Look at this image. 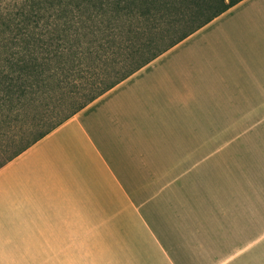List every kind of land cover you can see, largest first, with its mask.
I'll use <instances>...</instances> for the list:
<instances>
[{
    "label": "crops",
    "instance_id": "obj_1",
    "mask_svg": "<svg viewBox=\"0 0 264 264\" xmlns=\"http://www.w3.org/2000/svg\"><path fill=\"white\" fill-rule=\"evenodd\" d=\"M0 264H264V0L3 165Z\"/></svg>",
    "mask_w": 264,
    "mask_h": 264
},
{
    "label": "trees",
    "instance_id": "obj_2",
    "mask_svg": "<svg viewBox=\"0 0 264 264\" xmlns=\"http://www.w3.org/2000/svg\"><path fill=\"white\" fill-rule=\"evenodd\" d=\"M240 1L0 0V168ZM146 29L144 42H135ZM89 57L97 64L88 66ZM55 90L66 97L23 126L30 107L54 99Z\"/></svg>",
    "mask_w": 264,
    "mask_h": 264
},
{
    "label": "rangeland",
    "instance_id": "obj_3",
    "mask_svg": "<svg viewBox=\"0 0 264 264\" xmlns=\"http://www.w3.org/2000/svg\"><path fill=\"white\" fill-rule=\"evenodd\" d=\"M2 1H4V2H9V1H11V0H2ZM180 8H182V9H184V7H180ZM176 14H178V12L177 11H174ZM173 14L171 17H169V18H165V22L164 23H162V27H164V29H163V31L165 30V32H167V30H168V22H172V20H174L175 19V17L174 16H176V14ZM87 25H90V23L89 22H87ZM144 28V27H143ZM161 28V27H160ZM123 32L125 31V29H121ZM146 31H147V33H139V34H137L136 36H135V38H134V41L135 42H144V40L147 38V36H148V34H149V32H148V30L146 29ZM100 34H102V33H100ZM83 36H84V39L83 40H87V39H89V38H87V36H85V35H87L85 32L82 34ZM128 49H130V48H128ZM126 51H127V49H125V50H121V52L119 53V55H118V59H122L124 56H125V54H126ZM128 53V52H127ZM86 63H87V65L88 66H90V67H92L93 65H96L97 64V61L96 60H94V59H92V58H88L87 60H86ZM65 94V95H64ZM59 96V98H60V100L61 99H63V98H65L66 97V93H61L60 91H58V90H55L54 92H53V97H55L54 99H51L50 101H48V100H42V101H40V102H37L36 103V106H32V107H30V110H28L27 112H28V116H25V119H23V126H25V124H30V123H34L35 122V120L36 119H32L31 118V116L32 115H34V114H36V113H38V118L40 117V116H42L41 114L43 113V111H42V109H43V107H46L47 105H45V104H47V103H49L48 104V107H49V110L54 106V105H56L57 104V102H58V99L56 100V98Z\"/></svg>",
    "mask_w": 264,
    "mask_h": 264
}]
</instances>
